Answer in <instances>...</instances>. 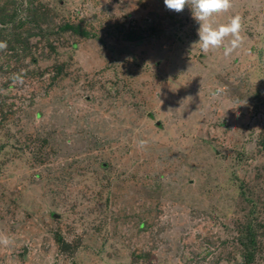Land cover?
Listing matches in <instances>:
<instances>
[{"label":"rangeland","instance_id":"1","mask_svg":"<svg viewBox=\"0 0 264 264\" xmlns=\"http://www.w3.org/2000/svg\"><path fill=\"white\" fill-rule=\"evenodd\" d=\"M237 15L225 55L191 5L0 0V264H264V0Z\"/></svg>","mask_w":264,"mask_h":264},{"label":"clouds","instance_id":"2","mask_svg":"<svg viewBox=\"0 0 264 264\" xmlns=\"http://www.w3.org/2000/svg\"><path fill=\"white\" fill-rule=\"evenodd\" d=\"M165 6L172 11L182 12L186 6L191 5L194 19L199 23L198 29L201 51L207 53L224 45L225 55H229L239 47L242 37L240 31L242 21L240 16H234L227 24L214 26V14L227 11L231 7V0H164ZM231 36L230 44H224L225 38ZM142 145L144 141L140 142ZM7 236H0V243L9 244Z\"/></svg>","mask_w":264,"mask_h":264}]
</instances>
